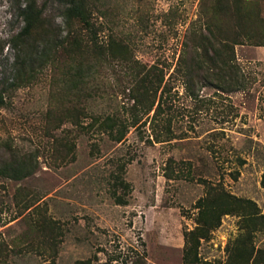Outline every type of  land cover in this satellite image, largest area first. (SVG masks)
Returning a JSON list of instances; mask_svg holds the SVG:
<instances>
[{
	"label": "rangeland",
	"instance_id": "374dc122",
	"mask_svg": "<svg viewBox=\"0 0 264 264\" xmlns=\"http://www.w3.org/2000/svg\"><path fill=\"white\" fill-rule=\"evenodd\" d=\"M244 1L264 17V0ZM4 3L0 165H25L27 173L0 174L1 261L185 264L189 247L187 264H235L243 236L247 254L264 249V45L235 47L244 88L224 92L196 82L191 94L178 70L183 43L211 18V3L90 0V37L63 21L56 1L28 44L16 48L7 39L22 24L6 20ZM72 36L82 40L77 51L64 41ZM48 37L53 44L43 58ZM113 40L121 55L105 51L106 57L93 59L86 52ZM30 46L37 51L29 60L23 51ZM88 56L94 66L80 76L77 66L87 70ZM152 66L163 82L147 114L132 108L128 88L136 71ZM159 98L164 102L156 112ZM106 115L124 122L136 115L138 122L116 142L98 122L88 126ZM212 189L253 205L223 215L197 243V200ZM113 190L125 204L116 202ZM259 260L264 264V253Z\"/></svg>",
	"mask_w": 264,
	"mask_h": 264
},
{
	"label": "trees",
	"instance_id": "16d2710c",
	"mask_svg": "<svg viewBox=\"0 0 264 264\" xmlns=\"http://www.w3.org/2000/svg\"><path fill=\"white\" fill-rule=\"evenodd\" d=\"M4 13L6 20H16L22 25L16 32L11 29L10 37L7 42L14 48L20 45H27L28 38L44 24L46 13L51 5L60 1L62 9V18L65 23H76L90 37L95 36L94 23L91 18L90 0H3ZM202 6L211 3V18L203 20L197 25V30L190 32L187 36V42L183 43L182 54L180 58V66L178 70L183 72L185 86L193 93V88L197 82V86H211L219 91L231 92L245 87L246 81L243 75L239 72V66L235 57V47L237 45H264V17L259 15L257 5L248 4L244 0H200ZM198 21V20H197ZM197 24V23H196ZM201 26L204 30L201 29ZM44 34L42 33L41 36ZM69 44L71 50H76L81 46L82 40L78 42V37L72 36L71 40H64ZM61 41V45L64 44ZM91 39H89V42ZM1 43V42H0ZM53 44V39L48 37L43 44L41 55L44 58L49 56ZM95 47L85 42L87 54H95V57L105 56L107 51L108 56L116 57L121 55V44L116 40L111 41L107 45ZM92 47V48H91ZM89 48V49H88ZM3 46L0 44V55L2 54ZM35 50L32 46L28 47L23 52L30 60L34 55ZM39 55V57H41ZM106 57V56H105ZM87 70L83 71L81 65L77 66V73L81 76L82 73L90 72L93 65L90 56L86 58ZM153 66L148 70L136 71L135 84L129 89V95L133 99L132 108L142 110L148 114L151 110L158 90L163 82V75H157L154 72ZM141 74V75H140ZM158 76V77H157ZM13 85V83H11ZM156 112L162 111L164 98H159ZM5 104L3 94L0 92V107ZM155 112V113H156ZM132 121H122L117 115H106L103 118L93 117L88 126H93L97 123L101 130L108 133L112 140L119 142L126 134L127 128L130 125H135L138 119L133 115ZM128 125V126H127ZM169 129V127H166ZM27 173L25 165L14 166L0 165V174L6 176L21 177ZM117 183L126 187L127 184L121 177ZM213 190V189H212ZM113 190L112 195L118 204H125L126 200L121 196L115 195ZM253 203L250 200L238 199L229 194L223 189L213 190L204 198L197 200V243L200 237H206L209 230L216 227L223 215L233 212H241L242 214ZM253 217V216H252ZM253 219V218H251ZM235 249L233 253V262L235 264H260V253H264V249L257 248L254 252L250 249L245 250L244 245L247 244L246 238ZM254 253V254H253ZM190 256V248L185 249L184 262L188 261ZM194 259V258H193ZM85 264V262H81ZM0 264H7L0 260Z\"/></svg>",
	"mask_w": 264,
	"mask_h": 264
}]
</instances>
